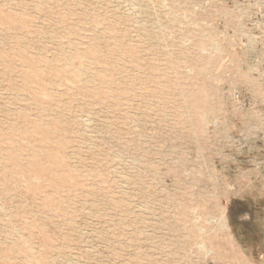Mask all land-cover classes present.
Returning <instances> with one entry per match:
<instances>
[{"label":"rangeland","instance_id":"374dc122","mask_svg":"<svg viewBox=\"0 0 264 264\" xmlns=\"http://www.w3.org/2000/svg\"><path fill=\"white\" fill-rule=\"evenodd\" d=\"M0 264H264V0H0Z\"/></svg>","mask_w":264,"mask_h":264},{"label":"bare ground","instance_id":"6f19581e","mask_svg":"<svg viewBox=\"0 0 264 264\" xmlns=\"http://www.w3.org/2000/svg\"><path fill=\"white\" fill-rule=\"evenodd\" d=\"M29 247V246H28ZM30 250V249H29ZM25 260H27V259H25Z\"/></svg>","mask_w":264,"mask_h":264}]
</instances>
